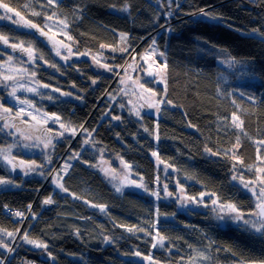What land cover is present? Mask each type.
Wrapping results in <instances>:
<instances>
[{
  "label": "trees",
  "instance_id": "16d2710c",
  "mask_svg": "<svg viewBox=\"0 0 264 264\" xmlns=\"http://www.w3.org/2000/svg\"><path fill=\"white\" fill-rule=\"evenodd\" d=\"M55 20L69 34L58 49L34 32L50 36ZM0 35L31 51L43 90L63 87L74 97H29L61 116L63 136L50 154L53 163L65 154L72 164L59 174L60 188L0 166L11 182L0 187L4 264H195L203 248L211 264L264 262V223L242 186L264 177V0H0ZM151 47L164 83L139 81L125 98L115 72ZM69 51L81 61L63 65ZM98 55L107 73L95 70ZM116 93L115 101L106 98ZM150 94L153 109L146 108ZM0 108L18 115L5 95ZM3 130L14 128L0 122ZM8 136L0 135V145ZM103 161L128 169L145 190L116 192L98 167ZM47 199L55 203L50 210ZM32 202L36 218L24 223L4 210ZM229 205L245 223H221L220 207Z\"/></svg>",
  "mask_w": 264,
  "mask_h": 264
},
{
  "label": "rangeland",
  "instance_id": "374dc122",
  "mask_svg": "<svg viewBox=\"0 0 264 264\" xmlns=\"http://www.w3.org/2000/svg\"><path fill=\"white\" fill-rule=\"evenodd\" d=\"M169 13H167L166 17H171ZM16 23L15 25L18 27H30L27 26V23L23 19H17L15 18ZM6 21L10 22V19L6 17ZM11 23V22H10ZM53 26H49V34L52 38H54L56 41L63 42L66 46V40L69 39V34L67 31L68 25L64 20H55L52 22ZM33 31V28L30 29ZM124 37V36H123ZM32 49V48H31ZM24 53L22 55L18 54L20 52H17L15 55L7 52H4L0 50V76H2L4 79L0 78V90L3 89L4 92H0V94L5 95L7 99L9 100L10 105H12L15 108V111L18 115L27 118L33 119V129L34 127L37 128L38 124L49 122L51 127L55 129V133L49 137L43 136V138H39V135L42 136V133L40 130L42 127L38 126V130L32 131L25 135L21 131V129L15 128L10 133L6 132V130H3V132L0 135L6 136L9 135L8 140L10 138V141L7 145H0V166H5L9 171L12 170L13 174L21 175L22 177H36L40 178L44 181V184L49 180L53 187L60 188V179L59 174L66 171V169L71 166L72 161L69 156L64 157V155H60L56 158V160L53 163V160L51 158L50 154L52 152V145L57 139V136H63L61 133H59L60 126L56 125L60 122L61 116L57 113L53 112H47L43 111L41 108H38L35 106V103L29 98V97H35L44 99L46 97V101L49 99H52V97H59V100L66 99L68 97H71L74 99V97L71 96V93L67 91H62L63 87L57 90L56 87L51 88V85L48 86V90L43 88H47L45 85V82L42 81L40 78V73L37 68L38 63H34L31 60H34V57L29 56L28 49L23 50ZM6 53V54H5ZM5 54V55H4ZM66 54L69 56L67 59H65V55H56V59L58 61L64 60L62 63L63 65H68L70 62L81 61V56L73 55L72 51H69ZM6 55H10V57H5ZM26 55V56H25ZM132 55V53H131ZM131 55L125 60V63L129 61ZM158 52L155 47H151V49L143 56V58L140 59L138 62H130L124 70H119L115 72V77L118 79V84L121 86L120 94H124L125 98L128 94L136 93V88L138 87L139 81L143 80H150L153 81L155 84H163L164 83V74H163V68L157 61ZM12 56V57H11ZM85 57V55H83ZM30 58V59H29ZM59 58V59H58ZM44 60V59H43ZM96 62H93L95 70L96 68L100 72L107 73L108 67L105 65V62H100L101 56H96V59L94 58ZM124 63V64H125ZM62 65V66H63ZM9 84V85H8ZM71 85V84H70ZM4 88H7L8 90L5 91ZM22 94H26V97H23ZM0 95V99L2 97ZM30 95V96H29ZM118 93L116 94H109L106 96L107 99L111 101H115L118 97ZM130 97V96H129ZM138 96V100H139ZM76 99V97H75ZM137 99V97H136ZM154 100L155 96L153 94H150L149 97H146V108L147 109H153L154 107ZM49 102V101H48ZM137 102V103H136ZM101 103V102H100ZM136 104H138V101H135L130 98L128 99V106L133 108ZM1 109V108H0ZM135 109V108H134ZM136 110V109H135ZM4 115V112L0 110V115ZM1 121V117H0ZM12 125V124H11ZM64 131V130H63ZM58 132V134H57ZM35 156V157H33ZM26 157L31 158V160H27ZM51 163H53L54 167L53 169H49L51 166ZM111 164H108L107 161L101 162L98 167L100 171L103 173V175L106 177V179L109 181V183L112 184L116 192H123L125 190L131 189L135 191H144V184L141 180V178L131 175L128 169H123L119 171H113L110 168ZM260 169L263 172L264 171V164L260 163ZM4 178L0 176V187L9 186L11 182L9 181H3ZM257 179H249L248 185L243 184V188L252 194V196L256 200V207H255V216L256 218L261 219L258 216L257 207L261 202L264 188L259 187L264 186V177H260L257 181ZM252 183H251V182ZM242 183V182H241ZM257 183V184H255ZM263 188V189H262ZM41 189V188H38ZM50 199H47L49 201ZM52 201V199H51ZM54 202V201H52ZM189 205L191 202L186 201ZM55 204V203H54ZM6 211L12 210V208L5 207ZM221 214V223L223 225L227 223H238L240 220L245 223L246 217H243L244 219H240L241 216L238 214L241 212H235V207L233 205L221 206L220 207ZM250 216V214H249ZM36 218V213L34 212V217L27 218L34 219ZM26 218H20L17 222L23 223V221H27ZM25 221V222H26ZM261 221L264 223L263 219ZM256 225V222H250V225ZM255 228H258L256 226H253ZM16 240V239H15ZM14 240V242H15ZM35 247H41V244L38 245V243L33 244ZM16 251L14 243L10 245L9 248H7L6 256H8L10 253ZM212 257L211 253L208 251L207 248L198 249L195 252L194 255V263L195 264H211ZM5 259L0 257V264H4ZM40 262V261H39ZM40 264H44V262H40ZM226 264H264V262H245L241 260L234 259Z\"/></svg>",
  "mask_w": 264,
  "mask_h": 264
},
{
  "label": "flooded vegetation",
  "instance_id": "af4514ba",
  "mask_svg": "<svg viewBox=\"0 0 264 264\" xmlns=\"http://www.w3.org/2000/svg\"><path fill=\"white\" fill-rule=\"evenodd\" d=\"M51 39L53 40L51 42V45L48 44L51 48L53 49H58L60 47H62L61 43H58L54 38L51 37ZM0 50L4 51V52H9L11 54H16L17 52H20L18 54L22 55L24 52L20 49V47H16L13 44H11L5 37L0 35ZM6 54V53H5ZM4 54V55H5ZM5 57H10V55H6ZM5 109H3L2 111L4 112V115H0L1 117V123H5V124H12V127L15 128H19L21 129V131L23 132V134L28 135L34 126V121L32 118H27L25 119L24 117L20 116V115H14L12 114L13 112H6L4 111ZM38 126L42 127V129L40 130V132L42 133V136L39 135V138H43V136H51L53 135L56 131L53 128V126L51 127V125L49 124V122L46 123H42V124H38L37 128L34 127V131H38Z\"/></svg>",
  "mask_w": 264,
  "mask_h": 264
},
{
  "label": "built area",
  "instance_id": "2783aa9c",
  "mask_svg": "<svg viewBox=\"0 0 264 264\" xmlns=\"http://www.w3.org/2000/svg\"><path fill=\"white\" fill-rule=\"evenodd\" d=\"M34 204L35 202L27 204L22 208H12L11 211H7L9 215L13 216V220L17 221L20 218H31L34 217ZM28 220V219H27ZM26 221V220H25ZM23 221V223L25 222ZM30 264H40L36 260H30Z\"/></svg>",
  "mask_w": 264,
  "mask_h": 264
},
{
  "label": "water",
  "instance_id": "95a60500",
  "mask_svg": "<svg viewBox=\"0 0 264 264\" xmlns=\"http://www.w3.org/2000/svg\"><path fill=\"white\" fill-rule=\"evenodd\" d=\"M34 32L40 37L42 38L46 43L50 44L51 45V42L53 41L51 39V37L45 33H42L40 32V30L38 29H35ZM44 205H45V208L47 210H50L52 207H54V202H51V201H45L44 202ZM257 212H258V216L263 219L264 221V193H263V196H262V199H261V202L260 204L258 205L257 207Z\"/></svg>",
  "mask_w": 264,
  "mask_h": 264
},
{
  "label": "bare ground",
  "instance_id": "6f19581e",
  "mask_svg": "<svg viewBox=\"0 0 264 264\" xmlns=\"http://www.w3.org/2000/svg\"><path fill=\"white\" fill-rule=\"evenodd\" d=\"M11 209V208H10ZM11 211V210H10Z\"/></svg>",
  "mask_w": 264,
  "mask_h": 264
}]
</instances>
